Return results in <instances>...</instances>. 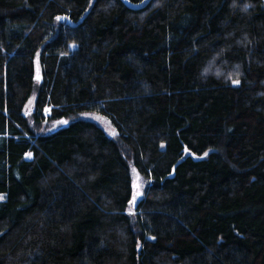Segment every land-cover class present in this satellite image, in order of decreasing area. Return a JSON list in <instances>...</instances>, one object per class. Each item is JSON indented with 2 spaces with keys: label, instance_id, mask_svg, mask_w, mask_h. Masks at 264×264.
I'll use <instances>...</instances> for the list:
<instances>
[{
  "label": "trees",
  "instance_id": "obj_1",
  "mask_svg": "<svg viewBox=\"0 0 264 264\" xmlns=\"http://www.w3.org/2000/svg\"><path fill=\"white\" fill-rule=\"evenodd\" d=\"M0 197V264H264V0H0Z\"/></svg>",
  "mask_w": 264,
  "mask_h": 264
},
{
  "label": "rangeland",
  "instance_id": "obj_2",
  "mask_svg": "<svg viewBox=\"0 0 264 264\" xmlns=\"http://www.w3.org/2000/svg\"><path fill=\"white\" fill-rule=\"evenodd\" d=\"M35 96L36 95L33 94L26 104V110L28 111V114H30V110L33 107ZM46 111L48 112L49 109H47ZM77 117L91 120L97 123L99 126H101L108 134H115L114 126L112 125L110 120L102 114H98L94 112H82V113L77 114ZM60 121H65V120L48 119L38 125L37 131L38 132H48L60 126L61 124H63V123H60ZM131 177H132L131 204L133 205L135 202H137L140 198L143 197L145 190L149 184V179H147L142 174H140L138 170L133 166L131 168ZM133 196H135L134 201H133Z\"/></svg>",
  "mask_w": 264,
  "mask_h": 264
},
{
  "label": "snow or ice",
  "instance_id": "obj_3",
  "mask_svg": "<svg viewBox=\"0 0 264 264\" xmlns=\"http://www.w3.org/2000/svg\"><path fill=\"white\" fill-rule=\"evenodd\" d=\"M57 19L58 20H60V19H64V18H62V17H57ZM234 83H239V81H234ZM60 123H67V121H60ZM186 151H187V149H186ZM205 155H207V153H205ZM134 171H135V169H134ZM0 198H2V197H0ZM135 200V196H133V201Z\"/></svg>",
  "mask_w": 264,
  "mask_h": 264
}]
</instances>
